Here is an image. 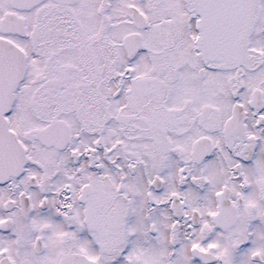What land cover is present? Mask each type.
Instances as JSON below:
<instances>
[{
    "label": "snow or ice",
    "instance_id": "1",
    "mask_svg": "<svg viewBox=\"0 0 264 264\" xmlns=\"http://www.w3.org/2000/svg\"><path fill=\"white\" fill-rule=\"evenodd\" d=\"M0 264H264V0H0Z\"/></svg>",
    "mask_w": 264,
    "mask_h": 264
}]
</instances>
